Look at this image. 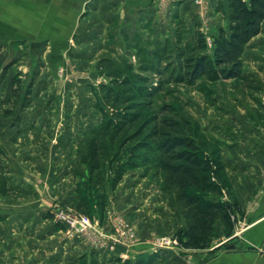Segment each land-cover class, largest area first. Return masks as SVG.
Instances as JSON below:
<instances>
[{"label":"crops","instance_id":"crops-1","mask_svg":"<svg viewBox=\"0 0 264 264\" xmlns=\"http://www.w3.org/2000/svg\"><path fill=\"white\" fill-rule=\"evenodd\" d=\"M14 1L0 0L6 3V7L0 12V22L2 17H8L6 11L14 10ZM43 1L56 5L57 10L48 16L52 18L54 25L61 26V17L64 16L63 20L67 16L70 17V23H67L69 27L64 24L66 26L64 33L67 34L65 39H70L72 34L77 32L79 25L84 23L92 25L89 32L91 35L86 36V42H89L88 49L96 51L104 50L106 45L120 49L119 34L122 25L129 27V30L125 32L128 34V39L140 36L146 42L167 39L170 32L174 30L172 18L177 15L187 22V29L191 35L195 33L197 24L201 25L202 31L204 30L202 22L205 19L213 21L212 24L208 22V25L210 24V28L215 30H217V25L219 27L226 22L215 11L218 0H202L201 3L194 0ZM22 7L26 9L24 5ZM49 8L52 9V6L46 10L48 11ZM85 13V16H88L87 22L83 19L80 22L81 16ZM158 17H170L172 20L170 24L168 20H163V23L156 25L155 21ZM217 19L221 22H217ZM148 22L150 26L146 24ZM111 28L115 30L113 39L109 37ZM56 32L61 33L59 29ZM10 33H12L11 30H9ZM29 38L28 40H31ZM57 38V36L47 39L38 37V40L42 39L43 43L39 46L36 44L37 51H31L32 56H38L47 42ZM53 47L51 49L55 54L59 49ZM16 50L13 44L9 49L7 44L0 39V64L8 65L16 61L18 57L15 56ZM19 63L23 61L18 60L17 64ZM25 75L26 73L20 76L23 82ZM258 76L264 80V22L261 34L249 43L243 55V77H247L248 82H251ZM13 82L14 80L10 85ZM232 82L244 81L243 79L232 80L229 83ZM4 91L7 97L4 108L7 117L4 122H1L2 124L0 123V146L5 151L6 159L0 161V170L5 172L11 190L9 194L18 190L30 194L33 198L16 202L12 206L13 210L8 212L4 219H0V244L3 241L8 245L5 253L13 263L31 264L28 257L33 261L35 259L38 261L41 257H49L50 264H57L58 258L62 255L61 251L68 246L63 247V232L60 225L47 216V213L54 212L50 207L59 199L55 194L56 189L71 177L70 167L76 162L77 144L73 143L75 147L73 161L67 166L65 164L64 167V164L60 162L68 159L63 156L66 152L61 150L68 153V149L60 148L62 144L58 137L53 138L48 135L51 133L45 131L50 128L49 123L41 124V122L31 120L28 122L21 117L13 120L18 113L21 115L28 113L26 112L27 107H21V110L15 111L16 105L12 102L18 93L15 83ZM20 92L24 93L23 90ZM252 92L254 94H247L248 92L244 91L246 99L244 101L239 99L231 89L230 97L226 99L222 90L217 88V129L221 133H219L220 140L225 143L221 148L222 158L230 182V188L223 189L220 198L228 205L230 223L227 224L223 219L217 220L214 227L215 240L212 243H217V249L214 250L211 247L191 253L195 262L201 264H264V86L262 90H252ZM39 97H44V94ZM2 106L0 104V108ZM86 123L84 121V124ZM65 146L67 148V145ZM32 163L35 164L37 171L31 166ZM31 171H34L32 172L34 174ZM40 176L43 180L37 182ZM74 190L73 186L74 194L69 200L70 203H73L76 198ZM158 194V186L144 177L141 171L129 173L115 190L111 201L115 204L116 213L122 215L130 222V225L137 229L141 239L135 246L129 247L118 243L119 241L113 243L112 238L103 239L102 242L93 241L91 238L86 242L78 243V247L83 244L86 247V253L96 252L100 264H124L126 260L135 262L140 259L148 260L147 257H153L157 261L154 247L144 233L149 230L155 232L157 229L161 231L162 227L166 232L174 231L172 216L162 209L160 205L162 201L159 200ZM232 216L235 217L234 221L231 219ZM158 217L160 220L157 219ZM161 221H165L163 226ZM107 224H110L108 215L103 220L105 227ZM236 231L239 232L238 236L234 237L230 243H224ZM117 240H120V236ZM233 245L234 248L231 247ZM155 260L153 264H156ZM42 262L45 263L44 260Z\"/></svg>","mask_w":264,"mask_h":264},{"label":"trees","instance_id":"trees-1","mask_svg":"<svg viewBox=\"0 0 264 264\" xmlns=\"http://www.w3.org/2000/svg\"><path fill=\"white\" fill-rule=\"evenodd\" d=\"M215 11L226 25L217 27L210 46L200 24L191 41L185 21L177 15L174 42L157 40L149 44L150 50L138 46L137 65L124 59L121 64L101 60L110 68V81L92 91L102 120L84 133L71 166L75 211L90 218L95 210L103 215L106 186L114 191L129 172L142 171L144 177L160 183L161 200L176 212L177 221L185 222L188 246L199 247L203 240L209 243L204 248L209 247L217 220L230 223L228 205L220 198L223 189L230 188L221 142L217 139L218 148L207 154L203 137L207 129L181 104L175 105L178 100H164L170 85L208 95L211 91L201 82H248L243 77V55L262 32L264 0H218ZM10 192L0 170V193ZM92 255L93 264H100ZM154 260L124 264H153Z\"/></svg>","mask_w":264,"mask_h":264},{"label":"rangeland","instance_id":"rangeland-1","mask_svg":"<svg viewBox=\"0 0 264 264\" xmlns=\"http://www.w3.org/2000/svg\"><path fill=\"white\" fill-rule=\"evenodd\" d=\"M194 1L201 3L202 0ZM5 5V2H0V12L4 10L6 7ZM23 5L26 7V9L22 7ZM50 6H52V9L49 8L47 11L46 9ZM13 8V11H6L8 12V17H2L0 22V39H2L5 44H7L9 49L11 44H13L14 49H17L15 56H18L16 57V61H13L8 65L0 64V89H2L0 93V104L3 105L0 108V123L4 122V119L7 117V113L4 111L7 101L4 90L15 83L18 87L17 96H14L16 98L14 101H12L13 104L16 105V107H14L15 111L18 112V110H21V107H27L26 112L28 113H24L23 115L18 113L16 116L14 115L15 117H13V120H16L17 117L20 119L21 117V119H25L28 122L31 120L35 122H41V124L49 123L50 128L46 129L45 131L51 133L48 135L52 136L53 138L58 137V140L62 144V146L60 145V148L68 149V153L67 151L61 150L62 152H66L63 156L68 159L66 161L60 162L61 164H64L65 167V164L67 166L69 165V162L73 161V155L75 153V147L73 146V143L77 144V160L78 145L81 142L84 133L97 126L102 120L101 113L94 106L96 98L92 92L93 89H97L100 84H107L110 81V78L107 76L110 68L108 65H102L101 60L111 59L121 64V60L124 59L129 63L137 65L139 63L137 49L138 46L150 50V43H154L157 40L164 41L165 39L149 40L145 42L142 37L138 36L137 38H132L130 40L127 37L128 34H125V32L129 30V27L127 25H122L120 28L121 33L119 34V44L121 45L120 49L114 47L110 48V45H106L104 50L102 49L96 51L94 49H88L87 45L89 42H86V36L91 35L89 32L92 28V25H87L85 23L83 25H79L77 32H75V34L73 33V36H71L70 39H65L67 34L64 33L66 28L64 24L69 27L67 23H70L69 20L71 19L67 16L64 19L65 23H63V16L61 17L62 19L60 21L61 26L54 25L52 18L48 16L55 12L57 8L56 5L52 4L51 2H45L43 0H30L29 2L25 0H15L13 2ZM85 15L86 13L82 15L81 18L79 17L80 22L82 19L84 22H87L88 16ZM179 18L183 20L181 17ZM172 19L174 30L170 32V36L167 39H170L174 42L177 30V19L175 17ZM172 19L170 17H158L156 18L157 21H155V24L159 25L164 22L163 20H168V24H170ZM219 19H217V22L220 23L221 20ZM210 20L211 19H205L202 22V26L204 25L203 33L206 35L207 42L208 39H212V36L217 34V30L212 27L210 28V24L208 25V22L211 24L213 23V21ZM150 22L146 24L149 25ZM185 23L187 27V22L185 21ZM225 25L226 22H224L222 26ZM101 27L104 28L105 26ZM57 29H59L61 33H57ZM9 30H11L12 33L9 34ZM133 30H135V28H133ZM109 31L110 33L112 32L111 34L109 33V37L113 39V31L115 30L111 28ZM194 34L191 35L188 32V38L191 41H194ZM52 36H57L58 38L56 40L54 39L50 42H47V44L43 46V49L40 50L39 55L33 57L31 51H37L36 44L39 46V44L43 43V40H38V37L47 39ZM28 38L31 40H28ZM53 45L56 49H59L55 54L53 53V49H51ZM18 60H22L23 63L17 64ZM13 64L14 66H12ZM24 73H26V75L23 82L20 76H22ZM11 74H14L13 77H9ZM11 78L14 80L12 85H10L13 81H11ZM201 83L211 91V94L206 95L202 93L200 89L196 88L170 85L167 87L169 94L167 95L168 98L165 97L164 100H178L179 102H176L175 105L180 106L179 104H181L186 112L191 114L195 120L200 122L203 128L207 129V133H205L203 137L206 139L207 143L205 152L210 155L211 152L218 148L217 139L221 142V146L225 145V143L220 140V132L217 129V88L222 90L226 99L230 97L229 91L232 89L239 99L246 101L244 91H247V94H254V92L251 90V87L256 88L255 90H262L264 86V80L262 77L258 76V78L251 82H228L226 84ZM21 90H23L24 93L20 92ZM42 94H44V97H39ZM84 121L87 123L84 124ZM65 145H67V148ZM68 147H71L72 149L69 150ZM5 156V151L0 146V161L6 159ZM31 166L35 169V171H37L35 164L32 163ZM32 172L34 171H31V173ZM34 176L37 177V175ZM71 177L67 179L68 181L63 182L60 188L56 189L55 194L58 195L59 199H57V202H54L53 206L50 207V209H53L54 212L57 209H64L66 211L80 214L75 211L73 208V203H70L71 201H69L74 194L72 191L73 186L75 187L74 191L76 192L77 197L76 182L72 174ZM38 180H43L42 176L37 178V182ZM148 180L154 182L159 189L160 183H158L157 180L153 178H148ZM79 181L82 182V178L79 179ZM115 190L111 191L110 186H106L105 194L107 195V205L105 212L102 215L100 212L95 210L93 218L89 217L92 223V227L89 229V231L85 233L76 231L68 232L61 223L56 222L60 225V228L63 232L62 245L63 247L64 245L68 246L65 250L63 249V251H61L62 255L58 258L59 262L57 264H93V251L86 253L87 250L83 244L78 247V243L86 242L91 238L93 241L98 242H102L103 239L106 240L112 238L111 241L113 243L119 241L118 243H122L129 247H133L138 243V240L141 238L137 229L130 225V222L124 219L122 215L117 214L116 210L114 209L115 204L111 200ZM30 196V194L23 193L18 190L12 194L6 195L0 193V219H4L6 215H8V212L13 210L12 206H14L16 202L32 199L33 197ZM161 197L162 196L159 193L158 198L160 201H162L160 204L162 209L166 214L172 216L174 221V231L166 232L162 227L161 231L160 229L159 231L157 229L155 232L149 230L146 231L144 235L146 234V238L150 240L153 247L156 244V240L158 239L167 236L175 238L178 241V250H175L174 253L166 250L155 252L154 254L158 261L157 262L155 260L156 264H201L195 262L194 258L191 257V253L199 251V249H205L204 247L208 246L209 243L201 240L202 244H200L199 247L193 248L188 246V239H186V237L184 238L183 235V231L185 230V222L183 220L177 221L176 212L170 209L165 201L163 199L161 200ZM54 212L47 213V216H50L53 220H55ZM106 215L109 216L110 224H107L105 227L103 225V220L105 219ZM157 219L160 220L159 217ZM164 222L165 221H161L162 226L164 225ZM113 228L115 232H113ZM118 236H120V240H117ZM214 240L215 229L210 240L211 244L207 248L212 247L211 249H217V243L212 244ZM7 246L8 245H6L5 242L3 243V241L0 244V264H20L19 262L13 263L11 258L6 255L5 252ZM95 258L100 263L98 254H96ZM147 258L149 259L151 257ZM27 259L29 262H31V264L51 263L49 257H41V261H37V259L33 261V259L30 257ZM42 260H44L45 263H43ZM24 264H27V262Z\"/></svg>","mask_w":264,"mask_h":264},{"label":"built area","instance_id":"built-area-1","mask_svg":"<svg viewBox=\"0 0 264 264\" xmlns=\"http://www.w3.org/2000/svg\"><path fill=\"white\" fill-rule=\"evenodd\" d=\"M212 41V39H208V43L210 45L212 44ZM54 216L55 221L61 223L67 229L68 232L76 231L85 233L89 231V229L92 227L91 219L89 217L74 212L66 211L64 209H57L54 212ZM231 219L234 221L235 217L232 216ZM238 234L239 232H235V234L231 238L227 239L224 243H230V241L234 237L238 236ZM154 249L155 252L166 250L174 253L175 250H178V241L175 238L167 236L156 240Z\"/></svg>","mask_w":264,"mask_h":264},{"label":"water","instance_id":"water-1","mask_svg":"<svg viewBox=\"0 0 264 264\" xmlns=\"http://www.w3.org/2000/svg\"><path fill=\"white\" fill-rule=\"evenodd\" d=\"M232 248H234V245L233 246H231Z\"/></svg>","mask_w":264,"mask_h":264}]
</instances>
